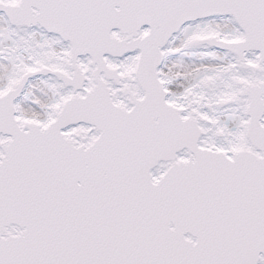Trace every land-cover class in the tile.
Here are the masks:
<instances>
[{
  "label": "snow or ice",
  "instance_id": "6c2138e0",
  "mask_svg": "<svg viewBox=\"0 0 264 264\" xmlns=\"http://www.w3.org/2000/svg\"><path fill=\"white\" fill-rule=\"evenodd\" d=\"M0 264H264V0H0Z\"/></svg>",
  "mask_w": 264,
  "mask_h": 264
}]
</instances>
